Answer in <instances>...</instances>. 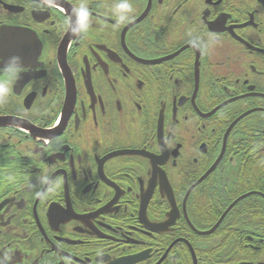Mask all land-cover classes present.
<instances>
[{"label": "flooded vegetation", "instance_id": "1", "mask_svg": "<svg viewBox=\"0 0 264 264\" xmlns=\"http://www.w3.org/2000/svg\"><path fill=\"white\" fill-rule=\"evenodd\" d=\"M121 2L0 0V264H264V0Z\"/></svg>", "mask_w": 264, "mask_h": 264}, {"label": "clouds", "instance_id": "2", "mask_svg": "<svg viewBox=\"0 0 264 264\" xmlns=\"http://www.w3.org/2000/svg\"><path fill=\"white\" fill-rule=\"evenodd\" d=\"M117 11L120 12H126L131 10V4L127 2V0H123V2L116 5ZM77 15L79 18H83L87 15V10L84 8H81L78 10ZM125 17L121 16L120 19L123 20Z\"/></svg>", "mask_w": 264, "mask_h": 264}]
</instances>
